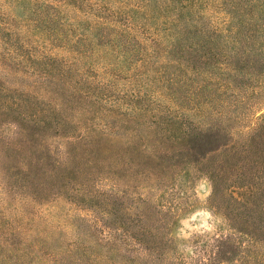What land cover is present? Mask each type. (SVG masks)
Returning <instances> with one entry per match:
<instances>
[{
	"label": "rangeland",
	"instance_id": "374dc122",
	"mask_svg": "<svg viewBox=\"0 0 264 264\" xmlns=\"http://www.w3.org/2000/svg\"><path fill=\"white\" fill-rule=\"evenodd\" d=\"M196 1L0 0V264H264V0Z\"/></svg>",
	"mask_w": 264,
	"mask_h": 264
},
{
	"label": "trees",
	"instance_id": "16d2710c",
	"mask_svg": "<svg viewBox=\"0 0 264 264\" xmlns=\"http://www.w3.org/2000/svg\"><path fill=\"white\" fill-rule=\"evenodd\" d=\"M176 2H177V0H172V2H167L165 4L166 13H168L169 11H173V12H175V14L176 13L179 14V12L180 13L183 12V10L186 7L187 8L192 7L197 1L196 0H178V2L180 3V5H179L180 7H176L175 8L174 6H175ZM178 10H180V11L178 12ZM94 15H97L96 12H94ZM48 18L49 19L47 20V24L54 23V25L56 26L53 30H57V29H60V28L64 27V24L62 23V21L60 20L58 14L56 12L50 14ZM113 20H115V18ZM126 20H128L127 21L128 23L129 22L133 23L130 19H126ZM102 22L106 24L109 21L105 20V21H102ZM128 23H121V24L126 26ZM47 27H48V29L50 28V26H47ZM107 29H108V27H101V31H107ZM70 30H71V32H74L75 31V27L72 26ZM5 33H6V29L5 28H0V45L9 46L10 44L8 43V39L6 38ZM103 34L104 33H102V35H100V36H105L104 38H106L107 35H108V33H106L105 35H103ZM102 39H103V37H101V40ZM87 41L91 42V39L85 38V39H81L80 40V36H79V40L77 42H79L80 44H86ZM103 43H106V42L105 41H101L98 44L101 45ZM154 43L158 44V40L156 39V41H155V39H154ZM157 49H158V47L155 46V49L152 52L148 53V51H147L146 56L151 59L152 57H154V55H156V53H158L156 51ZM16 55L14 53H10L7 57H9V58L14 60L17 56H19V57L21 56L19 54L17 56ZM23 56H25V55H23ZM29 56H30V58H31V60L33 62H34V59H37V58H45V56L49 57V55H47V54L44 55V53H43V55H39L37 52L36 53H32V55H29ZM127 58H129L128 55H127ZM18 62L21 63L22 61H18ZM36 62H38V61H36ZM42 62H46V61H42ZM117 63L115 62V64H117ZM44 64H47V62L44 63ZM68 69L70 71L71 70V66H68ZM32 70L37 71L38 69H36L35 67H32ZM117 71L119 72V73H117V75H120L121 69H119ZM66 73H67V71H66ZM45 74H46V76H50L51 77V72H50L49 69H47L45 71ZM59 74H60V81H62L64 83V85H68L69 88H72L73 94L79 95L78 97L80 99H84V100L90 101L93 104V106H97V105H100V103L108 102L110 99H112V100L114 99V98H111L112 95L109 94L111 92L112 88H113V86H112L113 83H111V82H105V81L101 82L100 81L98 83H94L95 85L93 87L90 84L92 81H89L88 79H86V77L84 75H81L80 78L76 79V81H71V80L66 79L67 77L65 76L66 75L65 71L60 70ZM114 74H116V73H114ZM52 79H56V77H53ZM172 79H169V82H172ZM116 100H113L111 102L112 105H110V106H112V108H109V107L105 108V107L101 106V109L113 112V109L116 107L115 105H113L114 101L117 103L116 104L117 106H121L122 107V105H123L122 101H120L119 98H117ZM89 106H91V105H89ZM91 110H92V107H89L86 110V112H91ZM93 111H94V109H93ZM105 114H112V113L106 112ZM116 114H120V113H116ZM112 115H114V114H112ZM62 120H64L63 121L64 129H66L67 131L64 130L63 133L60 135L63 138H65V142L61 143V144H63V149H64L63 150V154L66 155V159H68L69 161H71L74 157H78V154L79 155H83L84 154V157H85V155L87 153H89V154L92 153L91 156H94V154H96V153L92 149H93V147L95 145V142L99 138L106 137L108 135L109 131H112L110 125H108V123L104 122L103 123L104 125L102 127H98V126H96L95 128L94 127H90L89 130H91V134H94V136L91 137V138H89V136H88L89 134L88 135H84V134L75 135V133L71 131L72 130L71 129V124L72 123H70V122H72L73 120L72 119H68V117H66V118H64ZM92 120L95 121L94 119H92ZM97 121H96V123H97ZM75 146H80L79 150L77 151V153H74L73 150L71 149V147H75ZM5 148L8 149V148H11V146L6 145ZM11 190H12V188H11Z\"/></svg>",
	"mask_w": 264,
	"mask_h": 264
}]
</instances>
